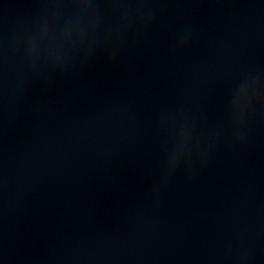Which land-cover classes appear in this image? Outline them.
Masks as SVG:
<instances>
[{"label":"water","instance_id":"obj_1","mask_svg":"<svg viewBox=\"0 0 264 264\" xmlns=\"http://www.w3.org/2000/svg\"><path fill=\"white\" fill-rule=\"evenodd\" d=\"M0 264H264V0H0Z\"/></svg>","mask_w":264,"mask_h":264},{"label":"clouds","instance_id":"obj_2","mask_svg":"<svg viewBox=\"0 0 264 264\" xmlns=\"http://www.w3.org/2000/svg\"><path fill=\"white\" fill-rule=\"evenodd\" d=\"M185 42H186V37H181V39L179 41L180 46L182 47Z\"/></svg>","mask_w":264,"mask_h":264}]
</instances>
